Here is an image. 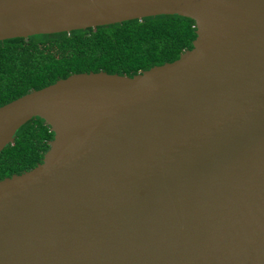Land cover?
<instances>
[{"label": "water", "instance_id": "95a60500", "mask_svg": "<svg viewBox=\"0 0 264 264\" xmlns=\"http://www.w3.org/2000/svg\"><path fill=\"white\" fill-rule=\"evenodd\" d=\"M158 15L191 49L129 77L71 74L0 106V264H264V0H0V41Z\"/></svg>", "mask_w": 264, "mask_h": 264}, {"label": "trees", "instance_id": "16d2710c", "mask_svg": "<svg viewBox=\"0 0 264 264\" xmlns=\"http://www.w3.org/2000/svg\"><path fill=\"white\" fill-rule=\"evenodd\" d=\"M194 22L178 15L0 41V106L71 74L103 71L133 76L191 49ZM53 133L40 118L20 127L0 152V180L41 162Z\"/></svg>", "mask_w": 264, "mask_h": 264}]
</instances>
